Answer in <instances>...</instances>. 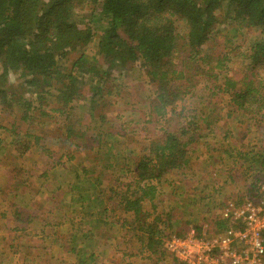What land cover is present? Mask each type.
Returning <instances> with one entry per match:
<instances>
[{
    "label": "trees",
    "instance_id": "1",
    "mask_svg": "<svg viewBox=\"0 0 264 264\" xmlns=\"http://www.w3.org/2000/svg\"><path fill=\"white\" fill-rule=\"evenodd\" d=\"M84 8L91 13L89 19L76 22L74 10ZM97 20L103 25L100 29L91 28L90 23ZM232 24L251 26L264 33V0H0L1 106L10 107L17 101L12 83L16 80H13L15 74L21 79L20 87L34 89L31 91L39 103L48 100V104L57 106L50 111L64 117L82 100L80 79L86 74L91 76L88 85L92 103L97 100L95 97L110 94L104 89L105 84L115 75L117 67L122 66L124 71L127 65L136 62L153 89L148 105L149 119L145 122L153 128L160 126V132L146 137L139 152L121 157L120 148H116L119 143L109 144L107 131L94 140L97 142L93 150L96 161L100 160L101 153L105 155L103 169L112 172L104 179L115 172H125L133 176V181L123 184L114 176L107 180L110 184L107 195L100 187L95 170L80 168L74 170L73 182L56 188L69 198L66 201L59 194L60 205L55 215L60 212V216L53 224L51 244L63 250L66 256L70 255L71 264H95L109 250L115 252L124 246L128 241L125 237L124 242L109 248L108 239H113L110 230L115 225L130 228L133 238H141V250L155 254L162 239L155 232H147L153 224L146 221L149 214L144 212V203L151 204L157 199L158 188L152 181L159 183L169 172L188 168L196 153L192 144L206 136L197 131L204 123L203 130L210 132L222 117L214 107L218 105L216 99L222 103L220 109L226 108L224 115L233 119L235 126L244 125L246 133L259 130L264 137V40L234 47V51H239L237 70L227 67L229 58L225 52L214 56L204 51L220 26ZM92 37L98 38L95 55L101 64L96 67L89 64L83 53ZM74 53L79 55L71 60L67 71H62L58 60H65ZM24 103L28 108V101ZM191 103L193 106L189 107ZM188 112L190 115L185 116ZM67 133L69 135V131ZM219 134L224 141L230 138L228 130ZM256 137L248 140L242 134L239 140L245 144L237 141L232 147L228 146V150L213 149V155H208L211 164L217 162L218 165L223 155L230 157L232 166L221 170L227 180L235 181L239 176L249 180L247 186L245 183V194L234 198L238 205L245 200L258 199L259 184H264V138L256 140ZM12 139V145L23 148L22 151L28 149L19 142L20 138ZM110 153L113 157L108 159ZM232 153L236 157L232 158ZM14 210L12 216L18 224L34 222V215ZM115 212L120 215L114 216ZM22 214L27 218L21 219ZM230 221L216 215V231L222 232ZM64 223L71 226L68 243L65 237L57 236L58 227ZM195 227L200 235V226ZM12 230L24 231L18 227ZM43 230L41 227L40 231ZM215 234L208 232L207 236ZM28 240L35 247L42 243V238L35 233ZM8 245L13 255L27 249L15 239Z\"/></svg>",
    "mask_w": 264,
    "mask_h": 264
},
{
    "label": "rangeland",
    "instance_id": "2",
    "mask_svg": "<svg viewBox=\"0 0 264 264\" xmlns=\"http://www.w3.org/2000/svg\"><path fill=\"white\" fill-rule=\"evenodd\" d=\"M90 15V11L86 8L73 12L76 22H86ZM102 25L99 20L90 23L93 29H100ZM179 29L182 31V27ZM259 39L264 40V33H261L258 28L234 26L233 24L220 26L217 33L206 43L204 51L214 56L218 52H225L229 58L227 67L237 70L240 61L239 51H234V47L246 46ZM97 41V37H92L83 50L89 64L95 67L101 64L95 55ZM78 55L79 53H74L65 60H58L59 68L64 72L67 71L71 66V60L73 61ZM102 66L105 68V65L102 64ZM117 69V72H114L115 75L105 84L104 89L110 91V94H103L101 98L95 97L97 99L95 103L89 100L91 92L88 83L91 76L90 74L83 76V79H80L82 100L68 117L50 111L57 106L52 103L48 104V100L45 103H39L31 91L34 89L20 87L21 79L16 77V74L13 75V80L16 78L12 83H14L13 89L16 92L17 101L10 107L0 105V252H7L0 253V264L72 263L70 255L66 256L63 250L52 246L51 239L54 238L53 224L60 216V212L55 215L58 210L57 205H60V192L56 191V188L63 183L73 182L75 169H94L100 178V187L107 195H109V190L106 189L110 187L107 180L113 179L114 176L119 178L123 184L133 181V176L125 172L121 174L115 172L112 177L104 179L112 172L103 169L105 155L102 156L101 153L100 160L96 161L97 156L93 152L94 147L97 146V142L94 141L97 140V135L106 131L110 135L108 143H119L116 148H120V156L125 158L131 156V153L139 152L146 137L160 132V126L153 128L145 122L149 119L148 105L152 99L153 89L142 76L139 62L127 65L124 71L122 66ZM93 80L95 81V78ZM25 100L28 101V108L24 103ZM216 102L218 105L214 104V107L219 109L218 114L222 117L210 132L203 130L206 128L204 123L201 127L202 132L197 131L206 136H201L192 144L196 153L192 156L188 168L178 172H169L159 183L152 181V185L158 188L157 199H154L151 204L144 203V212L149 214L146 221L153 224L147 232H155V235L162 239L155 254L141 250V238H133L130 228H119L115 225L110 230L113 233L110 235L113 239H108L109 248H114L115 244L120 241L124 242V237L128 241L118 251L109 250L95 264H176L164 246L170 236L184 234L190 228H198L195 226H200L198 231L200 234L219 232L215 229L214 217L219 214L220 208L222 209L221 205L228 199L230 202L235 201L236 196L245 194L244 188L249 180L240 176L235 181L227 180L221 170L232 166L233 162L229 159L230 157L223 155L224 159L218 165L217 162L211 164L208 155H213V149L228 150V146L232 147L237 141L245 144V141L239 140L242 134H245L248 140L256 136L258 137L256 140L264 137L260 135L259 130L246 133L244 125L240 128L235 126L234 120L224 115L223 110L226 111V108L220 109L221 101L216 99ZM39 106L41 108L38 109ZM191 106L193 103L189 105ZM41 112L47 115H40ZM184 115H190V113H184ZM263 127L264 125L262 129ZM222 130L230 132V138L225 141L219 134ZM14 136L20 138L19 142L28 146V149L22 151L23 148L12 145ZM118 153L120 154V151ZM110 157H113L112 153L109 154L108 159ZM233 157H236L235 153H232ZM16 186L18 188L15 190ZM60 196H63L66 201L69 198L67 194H60ZM153 204L156 206H151ZM15 208L27 213L28 216L34 215V222L31 225L18 224L12 216ZM119 215L117 212L114 213L116 217ZM20 216H22L21 219L27 218L23 214ZM14 227L23 228L24 231H13ZM41 227H44L43 231H40ZM70 229L69 224H62L57 229V236H63L67 243L70 242L71 233H68ZM33 233L42 238V243L38 247L28 240ZM12 239L23 244L27 249L19 250L15 255L9 253L12 249L8 244ZM110 260H114V263Z\"/></svg>",
    "mask_w": 264,
    "mask_h": 264
},
{
    "label": "built area",
    "instance_id": "3",
    "mask_svg": "<svg viewBox=\"0 0 264 264\" xmlns=\"http://www.w3.org/2000/svg\"><path fill=\"white\" fill-rule=\"evenodd\" d=\"M259 191L258 199L229 201L220 209L231 220L222 232L207 236L187 229L165 241L166 252L178 264H264V184Z\"/></svg>",
    "mask_w": 264,
    "mask_h": 264
}]
</instances>
